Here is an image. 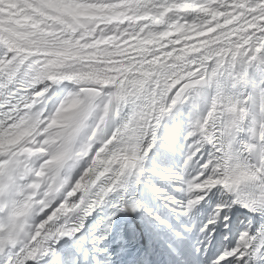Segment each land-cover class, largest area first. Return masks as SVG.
I'll use <instances>...</instances> for the list:
<instances>
[{"label":"snow or ice","instance_id":"1","mask_svg":"<svg viewBox=\"0 0 264 264\" xmlns=\"http://www.w3.org/2000/svg\"><path fill=\"white\" fill-rule=\"evenodd\" d=\"M0 264H264V0H0Z\"/></svg>","mask_w":264,"mask_h":264}]
</instances>
